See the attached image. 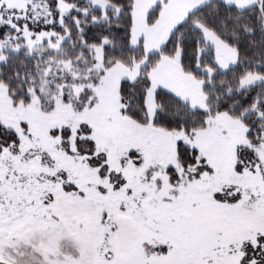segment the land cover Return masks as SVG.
I'll return each instance as SVG.
<instances>
[{
  "label": "snow or ice",
  "instance_id": "obj_1",
  "mask_svg": "<svg viewBox=\"0 0 264 264\" xmlns=\"http://www.w3.org/2000/svg\"><path fill=\"white\" fill-rule=\"evenodd\" d=\"M0 264H264V0H0Z\"/></svg>",
  "mask_w": 264,
  "mask_h": 264
}]
</instances>
